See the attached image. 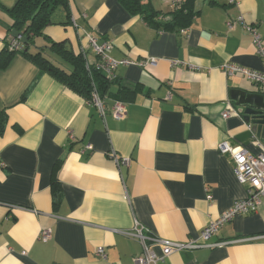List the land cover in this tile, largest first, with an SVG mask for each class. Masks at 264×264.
Returning a JSON list of instances; mask_svg holds the SVG:
<instances>
[{
    "label": "crops",
    "instance_id": "crops-1",
    "mask_svg": "<svg viewBox=\"0 0 264 264\" xmlns=\"http://www.w3.org/2000/svg\"><path fill=\"white\" fill-rule=\"evenodd\" d=\"M186 1L189 22L164 29L130 16L118 0H68L70 23L47 26L35 39L37 48L65 43L95 63L92 35L111 59L133 62L116 68L104 117L22 55L0 70V264H131L141 247L124 232L135 223L162 240L208 246L158 264H264V198L255 213L200 240L247 195L217 146L259 153L229 91L260 93L221 66L263 70L252 37L235 21L243 17L264 45V0H149L161 22ZM17 2L0 0V52L11 38L6 10ZM117 102L126 110L121 120L111 114ZM112 153L128 162L115 163ZM43 229L52 231L47 242L39 239ZM99 247L105 257L95 256Z\"/></svg>",
    "mask_w": 264,
    "mask_h": 264
},
{
    "label": "built area",
    "instance_id": "built-area-1",
    "mask_svg": "<svg viewBox=\"0 0 264 264\" xmlns=\"http://www.w3.org/2000/svg\"><path fill=\"white\" fill-rule=\"evenodd\" d=\"M177 3H179V0H173L172 6H176ZM235 22H240L252 37L255 52L262 60L263 70L258 72L231 63L222 65L221 70L227 77H242L246 79L260 94L264 95V45L256 29L246 24L243 21V17H238ZM235 22L232 21L227 24L230 30L234 28ZM86 38L88 45L92 48L93 53L98 59L95 63H90L91 61H88L84 52L82 51L80 53L85 59V68L87 71L94 67L96 70H100L106 77L113 78L114 72L119 65H130L133 63L129 60L116 61L111 59L106 54L109 49L107 44H98L92 35H87ZM19 44V39H13L10 48L16 50ZM177 64L180 63L177 61L173 62V66ZM88 103L92 104L98 113L104 117L105 106L102 98L95 89L92 91L91 100ZM111 114L115 120L123 119L126 114L124 105L118 102L115 103L111 109ZM231 114L232 111L229 108L224 110L221 116L223 119H226ZM254 140L259 148V153L256 155H252L240 147H234L227 141L217 146L219 153L229 156L234 176L239 184L247 186V195L243 199L234 201L228 210L206 225L200 232V240L204 241L214 236L224 225L232 222L236 217H243L255 213L261 200L264 198V141L257 140V138H254ZM111 157L117 164H126L128 162L127 159L117 158L114 153L111 154ZM124 235L138 242L141 247V253L132 259L131 264H158L180 250L208 247L203 242L198 243L195 240H186L184 242L162 240L156 236L146 234L144 227L138 223H135L130 230L125 231ZM51 236V229H43L39 233V239L42 242L49 241ZM222 245H225V243H217L211 247ZM156 249H158V253ZM94 254L98 257H105L102 247L97 248Z\"/></svg>",
    "mask_w": 264,
    "mask_h": 264
},
{
    "label": "trees",
    "instance_id": "trees-1",
    "mask_svg": "<svg viewBox=\"0 0 264 264\" xmlns=\"http://www.w3.org/2000/svg\"><path fill=\"white\" fill-rule=\"evenodd\" d=\"M118 1L127 14L139 16L149 26L153 27L164 29L184 27L192 16V12L187 6L188 1L173 12L165 14L168 15V18L163 22L158 19L161 13L153 9L149 0ZM59 9L63 12L64 21L56 19L58 17L56 11ZM6 12L12 20L8 32L14 30L22 35L26 41L23 44L19 41L20 44L16 50L10 48L12 37L10 41L5 43L3 50L0 52V70L5 69L10 60L16 54H19L37 66L42 73L53 77L88 102L91 100V93L94 89L101 98L109 93V88L115 80L114 77L108 78L94 67L87 71L83 55L78 54L75 56L65 43L49 41L46 47L47 50L35 46V39L43 36L45 27L50 25L66 26L70 23L68 0H18L14 7L6 10ZM54 56L66 64L70 68V72H66L55 65L50 60L54 59ZM117 95L118 92L115 96ZM3 126L4 121L0 118V134Z\"/></svg>",
    "mask_w": 264,
    "mask_h": 264
},
{
    "label": "water",
    "instance_id": "water-1",
    "mask_svg": "<svg viewBox=\"0 0 264 264\" xmlns=\"http://www.w3.org/2000/svg\"><path fill=\"white\" fill-rule=\"evenodd\" d=\"M11 37L25 43V39L12 30ZM229 99L239 107L237 112L242 115V120L257 139L264 140V95L257 93H246L241 90L232 89L229 91Z\"/></svg>",
    "mask_w": 264,
    "mask_h": 264
},
{
    "label": "rangeland",
    "instance_id": "rangeland-1",
    "mask_svg": "<svg viewBox=\"0 0 264 264\" xmlns=\"http://www.w3.org/2000/svg\"><path fill=\"white\" fill-rule=\"evenodd\" d=\"M60 66H62V64L61 63H58Z\"/></svg>",
    "mask_w": 264,
    "mask_h": 264
}]
</instances>
